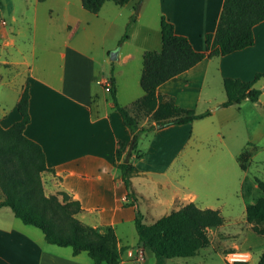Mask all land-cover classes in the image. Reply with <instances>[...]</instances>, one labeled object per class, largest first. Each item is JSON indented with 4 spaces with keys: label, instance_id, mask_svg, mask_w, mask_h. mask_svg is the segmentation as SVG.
I'll list each match as a JSON object with an SVG mask.
<instances>
[{
    "label": "crops",
    "instance_id": "obj_1",
    "mask_svg": "<svg viewBox=\"0 0 264 264\" xmlns=\"http://www.w3.org/2000/svg\"><path fill=\"white\" fill-rule=\"evenodd\" d=\"M53 1L52 6L67 14L82 7L80 0ZM1 3L2 8L5 4L3 0ZM129 3L131 10L132 0L119 7H126ZM222 4L223 0H143L127 37L119 47L104 49L106 54L104 51L105 56L99 62L86 54L84 46L69 41L59 52V61L37 63L38 56L31 52L30 57L24 56L15 62L20 65V83L12 95V107L0 114V125L7 128L19 119L16 103L23 86L28 84L30 120L23 133L38 143L44 152L48 168L41 174L44 194L65 192L79 202L81 211L76 218L81 223L99 230L112 227L118 248L125 247L118 264H155V259L152 262L151 256L144 253L143 260L136 263L129 253L142 247L138 244L134 228V208L128 204L127 190L117 165L128 151L131 134L112 108L104 83L112 76L117 101L121 106L128 107L143 94L137 86L143 52L161 49L160 17L170 21L175 34L186 37L194 50L206 52L205 35L214 33ZM143 17L145 21H142ZM110 27L102 26L104 32ZM9 32L5 26L0 27V47L13 44ZM253 37L252 46L224 56L204 58L157 87L158 95L170 96L177 106L190 109L200 103L211 104L215 100L211 95L214 89L220 90L222 96L212 107L203 110H209L210 114L202 119L188 124L156 127L140 136L137 150L141 157L135 159V154L130 157L137 171L130 177L129 191L137 200L145 224H152L196 199L191 193L181 195L172 183L170 188L169 179L162 177L173 167L174 161L182 155L186 156L185 147L191 138L187 130L196 135L199 133L198 130L195 132L197 124L194 123L202 121L198 125L212 131L216 125L222 126L219 121L222 117L232 116L231 111H236L245 127L251 124L253 128H258L264 123V104L259 96L255 102L244 99L238 104L220 107L225 100V78L253 81L254 88L259 89L257 84H261L264 91V21L253 27ZM110 50H116L114 60L108 56ZM97 63L98 68L95 66ZM245 107L247 111H244ZM146 123L147 118L141 126ZM216 135L220 137L222 132ZM120 145L121 156L117 159ZM194 150L197 151V145ZM187 158H190L189 154ZM184 166L181 164L182 168ZM186 196L192 200L179 203V198ZM144 206L146 213L156 218L152 223L145 222V213L141 208ZM160 210L168 213L158 215L162 212ZM248 227L252 229L251 224ZM37 230L23 224L9 207H0V264H94L86 252L74 255L70 247L49 244L42 232ZM214 231H221V226ZM211 243L210 239L207 248L222 257L224 249L216 252ZM233 246L238 247L236 243Z\"/></svg>",
    "mask_w": 264,
    "mask_h": 264
},
{
    "label": "trees",
    "instance_id": "obj_2",
    "mask_svg": "<svg viewBox=\"0 0 264 264\" xmlns=\"http://www.w3.org/2000/svg\"><path fill=\"white\" fill-rule=\"evenodd\" d=\"M80 1L85 11L97 14L106 1L121 6L130 0ZM132 1L133 11L118 46L127 37L130 25L136 21L143 0ZM262 21L264 0H223L214 33L205 35L207 51L199 52L194 50L186 37L175 34L173 24L161 16V49L146 50L142 54L139 78L142 96L128 107L121 106L117 101L114 78L110 76L108 80L112 108L120 115L131 134L128 151L117 167L127 190L128 204L134 208V228L138 244L154 255L155 264H166L167 260L174 258L197 256L200 250L210 246L208 231L223 224L218 210L200 208L194 202L160 217L152 224L143 222L137 200L129 191L130 177L137 171L130 162V157L132 154H135V159L141 157L137 150L140 136L156 127L188 124L210 114L209 110L196 112L179 107L172 97L158 95L156 89L204 58L224 56L252 46L253 27ZM253 83L225 78V100L220 103V107L238 104L244 99L257 101L261 91L254 88ZM28 104L29 87L25 84L16 103L19 119L7 128L0 125V207H9L23 224L39 229L49 244L70 247L74 255L84 251L94 264H118L125 247L118 248L112 227L99 230L81 223L76 218V214L81 211L79 202L71 199L65 192L44 194L41 174L48 170L44 152L38 143L23 133L30 120ZM145 118L147 123L141 126ZM121 147L122 145L116 152L117 159L121 156ZM248 158L247 149L239 154L238 162L242 170H245ZM258 187L263 196L246 207L245 215L252 230L264 235V182L258 181ZM258 264H264V250L259 256Z\"/></svg>",
    "mask_w": 264,
    "mask_h": 264
},
{
    "label": "rangeland",
    "instance_id": "obj_3",
    "mask_svg": "<svg viewBox=\"0 0 264 264\" xmlns=\"http://www.w3.org/2000/svg\"><path fill=\"white\" fill-rule=\"evenodd\" d=\"M3 2L5 5L0 7V27L5 26L8 32L11 31L9 36L13 39V44L0 47V114L2 110L9 111L13 105L12 95L20 83V65L15 62L20 61V58L30 57L33 52L39 58L37 63L59 61V52L69 41L71 44L76 42L84 46L86 54L99 62L106 54L104 49L109 46L119 47L118 42L125 32L123 26L128 23L133 11L130 10V3L126 7H119L111 1H107L108 5L101 7L97 14L88 13L82 7L67 14L52 6L51 3L55 2L53 0ZM145 8L148 9L147 5ZM142 21H145V17ZM102 26L112 27L104 32ZM113 52L116 50L109 51V58ZM6 61L8 63L4 64ZM78 64L81 67L80 61ZM95 66L98 68L99 63ZM137 86L139 90V84ZM257 87L261 90L259 99L264 104L262 85L257 84ZM212 91L211 95L215 100L211 104L200 103L192 109L200 112L212 107L222 96L220 90ZM244 111H247L246 107ZM231 112L232 116L222 117L219 120L222 126L216 125L212 131H206L204 126L198 125L202 121L194 123L197 124L195 132L198 130L199 133L196 135L190 129L187 130L191 138L185 147L186 156H180L167 174L162 176L163 179L167 177L169 187L173 184L181 195H195L196 199L192 202L198 207L219 211L223 219L221 231L216 233L212 229L211 233L208 231V236L216 252L224 249L222 257L207 248L200 251L199 256L169 259L166 264H229L225 259L229 252H244L250 256L246 262L234 264H258L259 256L264 250V235L257 234L248 227L245 215L246 207L263 196L258 181L264 182V123L258 128H253L251 124L245 127L236 111ZM217 132H222V136L217 137ZM199 135L202 136L197 138ZM196 145L197 151L194 150ZM246 149L249 158L245 163V170H242L238 156ZM188 154L190 158H187ZM181 164H185L184 168ZM189 200L192 198L186 196L178 201L183 204ZM141 208L145 213V222L152 223L156 218L146 213V206ZM160 211L162 212L158 215L168 213ZM234 243L238 247L233 246ZM145 254L150 255L154 262L155 257L151 252L145 250Z\"/></svg>",
    "mask_w": 264,
    "mask_h": 264
},
{
    "label": "built area",
    "instance_id": "obj_4",
    "mask_svg": "<svg viewBox=\"0 0 264 264\" xmlns=\"http://www.w3.org/2000/svg\"><path fill=\"white\" fill-rule=\"evenodd\" d=\"M104 85H105L106 90L108 91L110 87L109 83L106 82V84L104 83ZM129 253L133 255V260L136 263H139L140 261L143 260L145 249L138 248L136 250H130ZM249 257H250L249 254L244 253V252H229L226 254L225 259L227 263L234 264L236 262H246Z\"/></svg>",
    "mask_w": 264,
    "mask_h": 264
},
{
    "label": "water",
    "instance_id": "obj_5",
    "mask_svg": "<svg viewBox=\"0 0 264 264\" xmlns=\"http://www.w3.org/2000/svg\"><path fill=\"white\" fill-rule=\"evenodd\" d=\"M115 58H116V52L111 53L110 59L111 60H114Z\"/></svg>",
    "mask_w": 264,
    "mask_h": 264
}]
</instances>
